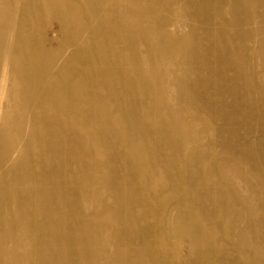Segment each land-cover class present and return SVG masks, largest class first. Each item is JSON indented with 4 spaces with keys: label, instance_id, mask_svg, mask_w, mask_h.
<instances>
[{
    "label": "bare ground",
    "instance_id": "obj_1",
    "mask_svg": "<svg viewBox=\"0 0 264 264\" xmlns=\"http://www.w3.org/2000/svg\"><path fill=\"white\" fill-rule=\"evenodd\" d=\"M220 253L264 264V0H0V264Z\"/></svg>",
    "mask_w": 264,
    "mask_h": 264
},
{
    "label": "rangeland",
    "instance_id": "obj_2",
    "mask_svg": "<svg viewBox=\"0 0 264 264\" xmlns=\"http://www.w3.org/2000/svg\"><path fill=\"white\" fill-rule=\"evenodd\" d=\"M54 32H59V35L62 38V34H60L59 23L55 19L53 20V24L49 25L47 27V37L49 39L52 38ZM101 32H102L103 36H105L104 35L105 32L102 29H101ZM185 33H188V32H185ZM116 45H121V44L117 43ZM77 67H78V65H77L76 61L75 62H71L70 63V67H69L70 74H72ZM82 71H83V69L81 70V67H80V74H81ZM229 84H232V83H229ZM216 99L217 100L215 102H217L219 105H221L220 106L221 107V111L223 112L222 114L224 116L221 115L220 119H216V120L214 118H212V117L210 118L211 121H212L211 130H212V133L214 135V138H213L214 151H215L216 154L225 155L226 158H230L235 163L236 166L239 167L240 164L242 166H244L247 163V161L244 159V156H242L240 159H238V154L245 155V152L242 149L238 148V147H234L232 142H231L232 144L231 143L230 144L225 143V139H227V137L225 138V136H223L222 130L223 131L224 130H230V131L238 130V132L240 133L239 135L241 136V135L244 134L245 131L251 130L252 126H254L255 124L254 125L249 124L247 127H245L244 124H242L241 126L237 125L236 123H233V126H232V123H227L226 124L225 121H227V120H225V119H227V117L229 118V117L232 116V114H233L232 113V109L235 108V106L237 105V102H238L237 98H233L232 96H230L228 91H225V93H223L222 95H220ZM218 99L220 101H218ZM233 104H234V107H233ZM241 115L242 116L245 115L243 110H242ZM230 131H228V132H230ZM210 136H212V134ZM234 157H235V159H234ZM215 230H218V228L216 226H214V225L209 226V232L212 233ZM223 235H224V232H222V231L219 232V237L220 238L223 237ZM220 238H218V240H217V244H218L219 247L223 245L222 244L223 243L222 239H220ZM217 249L218 248H214V250H217ZM210 253L213 254L215 252L211 250ZM183 254H185V253H183ZM213 261H215L214 262L215 264H225V256L223 254H221V253L219 255L217 254L216 256H214V260Z\"/></svg>",
    "mask_w": 264,
    "mask_h": 264
}]
</instances>
